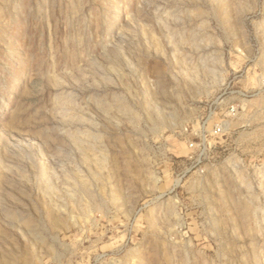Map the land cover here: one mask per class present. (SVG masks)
<instances>
[{"label":"rangeland","instance_id":"374dc122","mask_svg":"<svg viewBox=\"0 0 264 264\" xmlns=\"http://www.w3.org/2000/svg\"><path fill=\"white\" fill-rule=\"evenodd\" d=\"M0 264H264V0H0Z\"/></svg>","mask_w":264,"mask_h":264},{"label":"bare ground","instance_id":"6f19581e","mask_svg":"<svg viewBox=\"0 0 264 264\" xmlns=\"http://www.w3.org/2000/svg\"><path fill=\"white\" fill-rule=\"evenodd\" d=\"M72 139H73V141H74V143L78 146V148L80 149V151L82 152V156H83V158H84V160H86L87 161V159H88V156H87V152H88V150L90 149V147H89V145L88 144H86V140L84 139V135L83 134H78V133H76V134H74V135H72ZM89 139V138H88ZM89 141V140H88ZM95 144V143H94ZM91 145V144H90ZM91 149H92V147H91ZM90 149V150H91ZM94 152V151H93ZM92 152V153H93ZM89 154V153H88ZM91 157V156H90ZM97 155H96V158H95V160L97 159ZM103 158V157H102ZM90 160H93V159H91V158H89ZM99 160H101V158H99V159H97L96 161H97V163H96V161L94 162V164H99ZM87 162H89V161H87ZM93 162V161H92ZM78 180V179H77ZM80 181V180H79ZM86 184V183H85Z\"/></svg>","mask_w":264,"mask_h":264}]
</instances>
